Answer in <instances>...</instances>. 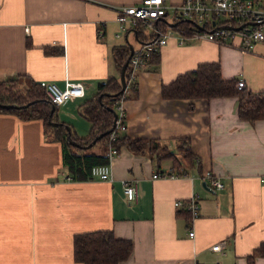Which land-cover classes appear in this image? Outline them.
I'll use <instances>...</instances> for the list:
<instances>
[{
  "label": "crops",
  "instance_id": "1",
  "mask_svg": "<svg viewBox=\"0 0 264 264\" xmlns=\"http://www.w3.org/2000/svg\"><path fill=\"white\" fill-rule=\"evenodd\" d=\"M138 2L0 0V80L24 74L60 87L82 81L84 96L57 106L56 119L86 136L90 122L82 103L98 82L119 78L112 57V47L121 44L112 28L115 7ZM123 36L128 41L129 33ZM157 54L156 63L138 72L135 90H127L121 136L156 142L165 151L134 153L120 146L111 179H67L61 142L45 133L41 120L0 112V264H81L73 258V235L97 229L132 241L130 255L118 264H264V256L248 260L264 241V119L240 120L235 97L160 94L162 84L211 61L224 78L241 74L246 89L264 91V40L244 51L238 38L225 44L171 39ZM181 137L189 138L192 163L178 153ZM181 169L176 178L152 177ZM205 170L223 186L202 180ZM128 177L139 179L136 201L123 193L120 180ZM192 193L199 215L191 221L173 202ZM219 241L222 251L212 250Z\"/></svg>",
  "mask_w": 264,
  "mask_h": 264
},
{
  "label": "trees",
  "instance_id": "2",
  "mask_svg": "<svg viewBox=\"0 0 264 264\" xmlns=\"http://www.w3.org/2000/svg\"><path fill=\"white\" fill-rule=\"evenodd\" d=\"M179 22L184 26L189 25L185 20ZM136 39L141 41L145 39V35L139 31ZM129 55L127 40L126 43L112 47L113 62L119 71ZM158 59L157 52H154L148 62L156 63ZM235 82L236 78H224L221 75L217 61L200 62L193 69L179 73L170 82L162 84L160 94L165 99L235 97L236 114L240 120L253 123L255 120L264 119V91H251L245 87L237 89ZM121 96L127 98V90L125 92L121 89L119 78L111 76L98 82L95 94L81 105V114L89 120L90 129L86 136L79 137L70 127L68 131L67 124L56 119L57 106L50 101L39 82L24 74L0 80V104L13 105L10 108L0 105V112L14 113L22 119H40L45 133L61 142L62 167L66 169L67 176L74 180L93 178L90 168L107 161V134L115 116L113 102ZM51 121L56 124L52 125ZM93 139L95 142L89 146ZM179 139L178 153L186 162L192 163L194 156L189 138ZM114 144L119 149L124 145L134 153L164 150L156 142L126 135L120 136ZM170 154L167 153L168 156ZM184 170L179 171L182 173ZM132 246L130 239L116 237L111 229H97L75 233L72 239V254L74 260L81 264H118L130 255ZM256 255L264 256V241L248 256V260L251 261Z\"/></svg>",
  "mask_w": 264,
  "mask_h": 264
},
{
  "label": "built area",
  "instance_id": "3",
  "mask_svg": "<svg viewBox=\"0 0 264 264\" xmlns=\"http://www.w3.org/2000/svg\"><path fill=\"white\" fill-rule=\"evenodd\" d=\"M171 10V12H169ZM115 20L118 30L115 36L124 33L136 34L140 31L145 39L138 40L137 46L132 47L125 69V86L123 91L135 86L137 71L145 67L154 52L168 41L175 40L183 44L187 39L207 40L218 44L230 43L239 39L240 49L249 51L258 41L264 40V0H181L173 4L170 0H139L132 5H118L115 7ZM180 20L188 22L180 24ZM142 30H147L144 33ZM101 35V30H98ZM50 101L59 106L70 98L84 96L82 81L66 80L63 87L51 81H39ZM235 87H245L244 77H236ZM123 96L114 100V119L107 134V161L93 165L90 175L99 179H111V161L119 153L114 142L126 129L125 108ZM183 172H154L153 178H176ZM71 179L70 176H66ZM202 180H207L216 189L223 186L219 177L211 170L200 174ZM264 181V177L260 179ZM121 186L128 201H136L138 197L139 179L135 177L122 178ZM198 197L192 193L187 198L174 200V207H183L192 221L199 215ZM193 235V230L188 232ZM223 241L210 246L212 250L222 251Z\"/></svg>",
  "mask_w": 264,
  "mask_h": 264
},
{
  "label": "water",
  "instance_id": "4",
  "mask_svg": "<svg viewBox=\"0 0 264 264\" xmlns=\"http://www.w3.org/2000/svg\"><path fill=\"white\" fill-rule=\"evenodd\" d=\"M129 52H130V54H131V52H132V45L131 44H129ZM127 62H128V59H126L125 61H124V63H123V65H122V67L120 68V71H119V82H120V84H121V89L123 90L124 89V86H125V69H126V66H127ZM2 107H5V108H10V107H12L13 105L12 104H0ZM14 106H16V105H14ZM18 107V106H17ZM52 110H53V108H52ZM52 110H51V112H52ZM114 110V109H113ZM51 124L52 125H55L56 124V122H54V121H51ZM66 128L68 129V131H69V126L67 125L66 126ZM98 137H100V136H98ZM95 142V139H93L91 142H90V144H89V146L92 144V143H94Z\"/></svg>",
  "mask_w": 264,
  "mask_h": 264
},
{
  "label": "rangeland",
  "instance_id": "5",
  "mask_svg": "<svg viewBox=\"0 0 264 264\" xmlns=\"http://www.w3.org/2000/svg\"><path fill=\"white\" fill-rule=\"evenodd\" d=\"M169 12H171V10H169ZM112 28H117V31H119L118 30V25H117V23H116V25H113L112 26ZM115 31V30H114ZM114 31H113V33H114ZM144 33H147V30H142ZM121 34H124V33H121ZM145 35V34H144ZM115 38V37H114ZM128 41L133 45V47L134 46H137V44H138V42H137V40L134 38V35H133V33H129V36H128ZM116 40H117V42L118 43H126V40H125V38H124V36L122 35L121 37H118V38H116ZM141 69H139L138 71H137V74H138V72L140 71ZM119 75V74H118ZM131 94V93H130ZM128 96H129V93L127 94V98H128ZM127 98H125V101L127 100ZM125 108V107H124ZM125 114H126V112H125Z\"/></svg>",
  "mask_w": 264,
  "mask_h": 264
}]
</instances>
